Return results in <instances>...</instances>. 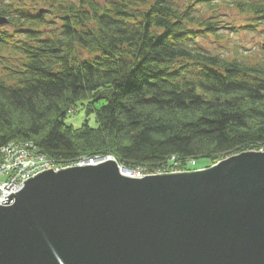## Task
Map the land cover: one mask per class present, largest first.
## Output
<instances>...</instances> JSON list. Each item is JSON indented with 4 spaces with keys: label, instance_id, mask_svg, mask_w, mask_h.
Listing matches in <instances>:
<instances>
[{
    "label": "trees",
    "instance_id": "obj_1",
    "mask_svg": "<svg viewBox=\"0 0 264 264\" xmlns=\"http://www.w3.org/2000/svg\"><path fill=\"white\" fill-rule=\"evenodd\" d=\"M224 5L264 24V0H0V156L32 140L57 162L158 173L262 150L264 59L196 43L224 37ZM80 106L96 126L67 122Z\"/></svg>",
    "mask_w": 264,
    "mask_h": 264
},
{
    "label": "water",
    "instance_id": "obj_2",
    "mask_svg": "<svg viewBox=\"0 0 264 264\" xmlns=\"http://www.w3.org/2000/svg\"><path fill=\"white\" fill-rule=\"evenodd\" d=\"M133 173L104 156L26 178L0 204V264H264V150Z\"/></svg>",
    "mask_w": 264,
    "mask_h": 264
},
{
    "label": "rangeland",
    "instance_id": "obj_3",
    "mask_svg": "<svg viewBox=\"0 0 264 264\" xmlns=\"http://www.w3.org/2000/svg\"><path fill=\"white\" fill-rule=\"evenodd\" d=\"M45 6L46 5L40 4L36 6V9L38 10L41 9V7H45ZM53 16L55 17L56 14L49 13L47 17L53 18ZM217 17L220 20L219 21L220 27L218 28L217 31L218 33H222L224 37H217L214 34H206V35L198 34L195 38L197 45L209 49L212 52H218L220 54L229 57L236 55L242 57L243 55H248L250 59H254V58H258L261 60L264 59V24L259 25L257 29H249L243 27L239 28L244 24H249L251 18L248 15L242 14L236 9L225 5L221 7V9L219 10V14ZM232 26H235V28L237 29L230 28ZM83 54H84L83 56H88V53L86 52H84ZM87 119L89 120L91 125L93 126L97 125L95 120V114L88 116L86 114L84 107L80 106V109L77 112L69 115L66 120L68 123H72L75 126H80ZM22 141H26V140H22ZM34 143L37 145L36 142ZM262 150H264V147ZM104 156H110L112 158H115V156L112 154H106L103 156H95L93 158L82 157L80 158L79 161L89 162L91 159H93L92 161H97L98 159L99 160L102 159V157ZM192 163L193 162L190 161L187 168L183 169L182 171H189L191 170L190 168H195V169L206 168L208 167L206 165L209 164L207 158L197 159L196 165H193ZM169 172H174V171H169ZM158 173H164V172H158Z\"/></svg>",
    "mask_w": 264,
    "mask_h": 264
},
{
    "label": "built area",
    "instance_id": "obj_4",
    "mask_svg": "<svg viewBox=\"0 0 264 264\" xmlns=\"http://www.w3.org/2000/svg\"><path fill=\"white\" fill-rule=\"evenodd\" d=\"M82 163H85V161L57 162L43 153L32 140H11L1 148L0 204H5L2 201L9 199V194L23 188L28 177L44 169L59 170L60 168ZM133 174L136 177H143L154 173H146L144 169H134Z\"/></svg>",
    "mask_w": 264,
    "mask_h": 264
}]
</instances>
